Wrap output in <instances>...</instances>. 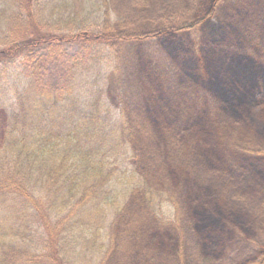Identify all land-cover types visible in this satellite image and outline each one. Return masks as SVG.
<instances>
[{"label":"trees","instance_id":"trees-1","mask_svg":"<svg viewBox=\"0 0 264 264\" xmlns=\"http://www.w3.org/2000/svg\"><path fill=\"white\" fill-rule=\"evenodd\" d=\"M190 1L0 0V264L264 263L230 232L264 222V24L207 50L221 0ZM174 9L178 27L132 30ZM181 32L197 71L143 73L123 104L110 52ZM71 43L89 54L52 55Z\"/></svg>","mask_w":264,"mask_h":264},{"label":"rangeland","instance_id":"rangeland-1","mask_svg":"<svg viewBox=\"0 0 264 264\" xmlns=\"http://www.w3.org/2000/svg\"><path fill=\"white\" fill-rule=\"evenodd\" d=\"M165 2V0H162ZM202 2L205 13L207 12L210 2L212 0H198ZM196 0V2H198ZM103 2V1H99ZM121 2V1H120ZM183 2H192L190 0H183ZM195 2V0H194ZM147 1H137L135 5L138 8H146ZM106 7H104L97 14L104 13ZM175 17L171 15H164L162 19L153 18L150 20H140L138 17L130 19L132 30L146 31L152 29H160L167 26L178 27L185 19L183 14L178 13L176 9L173 10ZM113 18L115 17L112 14ZM252 16H257L258 22L264 24V0H221L218 5V9L215 12V16L206 21L200 29L201 41L205 46L212 45L215 42L216 37L223 34L230 28L238 30L239 35L247 36L253 29L252 25L255 24L254 20H251ZM193 15L189 20H194ZM252 37V35L248 36ZM193 38L189 32H181L168 37L153 39L145 42H133L130 45H126L123 49L116 48L111 56L113 57L110 62V69L113 70L111 82L112 89H114L116 96L118 94L123 95V104H131L136 96L135 85L139 80V76L143 73L151 74L154 71L169 72L173 68H177L179 71L190 72L193 74L198 69L196 53L193 47ZM222 48L225 52H229V42L222 40ZM88 46H82L80 44H63L59 46L52 55L62 56V61H65L67 55H76L81 59H84L88 54ZM121 56V61H117L116 54ZM105 70V69H104ZM122 97H116V101L120 104ZM173 213L174 210H172ZM166 213V212H165ZM215 216L214 222L220 223L219 218ZM219 216V215H218ZM244 223L239 220L232 221L230 232L233 234L237 231L240 236L239 241L243 244L252 245L255 247V251H259L258 261H261L264 256V222L263 217H259L253 214L242 215ZM170 217V216H168ZM189 220L188 217L185 218ZM236 235V234H235ZM256 239L254 242L252 239ZM249 242V243H248ZM205 244L201 246L198 261L205 262L206 258L211 259L210 256L204 255L207 252ZM170 252L173 258H179L181 254L178 252V246L171 249ZM205 257V258H203ZM261 257V258H259ZM203 258V259H202ZM172 264H182L181 260H176ZM262 264V263H261ZM264 264V263H263Z\"/></svg>","mask_w":264,"mask_h":264}]
</instances>
